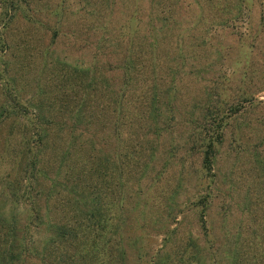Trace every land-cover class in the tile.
I'll use <instances>...</instances> for the list:
<instances>
[{
  "label": "rangeland",
  "instance_id": "rangeland-1",
  "mask_svg": "<svg viewBox=\"0 0 264 264\" xmlns=\"http://www.w3.org/2000/svg\"><path fill=\"white\" fill-rule=\"evenodd\" d=\"M18 3L0 143L18 103L45 174L23 264H264V0ZM219 109L207 170L198 123ZM103 184L100 228L84 214Z\"/></svg>",
  "mask_w": 264,
  "mask_h": 264
},
{
  "label": "trees",
  "instance_id": "trees-1",
  "mask_svg": "<svg viewBox=\"0 0 264 264\" xmlns=\"http://www.w3.org/2000/svg\"><path fill=\"white\" fill-rule=\"evenodd\" d=\"M18 2L19 0H0V55H2L7 49L4 30L7 23L12 20L13 14L17 10ZM180 63H182V61H180ZM133 65L135 64L133 63ZM12 96L13 95H11V98ZM115 102H117V106H120L118 101ZM85 105L84 110L86 108ZM168 105L171 107L170 104ZM78 107H81L82 109V104H77L76 109ZM18 110L20 113V106L18 103H11L10 106L6 108L4 107V110H1V112L11 117V124L14 128L10 127V129L14 130V132L11 131L7 133V136L4 137L0 143V162H3L4 164L7 160V156L11 155V157L9 156L11 161L10 168L3 170L2 172L0 170V264H23L27 256L32 252V233L30 232L29 235L27 234L29 223L34 220V200L31 197V193L32 188H34L33 183L37 179V176H41V178L45 177L43 169L40 167L36 168L38 160L37 151L44 141H42L41 136L34 140H31L29 137L17 136V134L22 131L21 123L17 122V119L19 118V115L17 114ZM223 114L224 112L222 113L221 109H219L215 117L209 120L203 118V123H198V128L202 127L201 130H199L200 136L203 132L207 134L206 137H201L203 147L206 148L203 151L202 164L207 170H209L211 166V147L218 137L219 132L222 131V128L224 127L226 119H224ZM3 122L4 119H0V124ZM118 123L119 120L116 118L114 120L113 131L116 135L117 132H119ZM26 133L28 135V132ZM12 139L14 140V145L10 144L9 146V141ZM74 156L76 157V155ZM16 158L24 160V165L20 164L16 167L14 163ZM46 179L47 177L44 180ZM119 184L120 185L118 186L123 187L124 183ZM107 188L108 185L103 184L101 192L98 189L95 190V197L98 200L97 202H94L93 208L89 209L88 212L84 214L86 215L85 218L87 217L89 221H96L100 228H102L101 223L108 218L105 217L107 212L104 213L103 208H105V205L108 209L112 206V200L110 197L103 205L100 201L101 196L103 199L107 197L108 194L102 193L107 190ZM120 189L123 190V188ZM112 194H114V191ZM199 203H201V201H199ZM21 220L22 222H20ZM66 228L67 227L63 225L58 226L55 232L60 236H64ZM97 232H99V230H97ZM103 242L105 246L109 243L106 240ZM93 253L94 252H92V255Z\"/></svg>",
  "mask_w": 264,
  "mask_h": 264
}]
</instances>
